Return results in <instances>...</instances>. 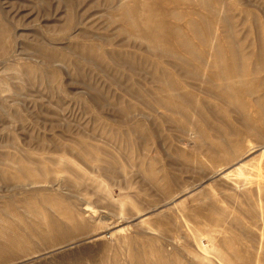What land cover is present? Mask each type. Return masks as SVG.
I'll return each mask as SVG.
<instances>
[{
    "label": "rangeland",
    "instance_id": "rangeland-1",
    "mask_svg": "<svg viewBox=\"0 0 264 264\" xmlns=\"http://www.w3.org/2000/svg\"><path fill=\"white\" fill-rule=\"evenodd\" d=\"M237 1L242 9L227 15L238 20L246 49L252 51L253 43L257 52V46H264V0ZM112 3L0 0V205L11 198L16 209L4 210L3 215L14 220L15 213H25L19 201L31 199L43 203L38 209L65 223L49 198L58 204L74 203L75 209L85 212V219H91L78 237L54 246L34 238L35 251L3 264H105L112 248L121 254L119 263L128 264L126 250L133 241L135 248L147 247V238L154 239L170 261L181 255L191 259L192 239L180 223L186 220L184 214L197 217L193 224L218 236L219 244L226 238L238 249L244 247L240 253L246 257L240 261L225 243L218 247L221 252L212 242L211 256L226 252L232 260L222 264H243L247 259L264 264V191L258 189L264 182V135L246 132V123L233 107H227L224 99L206 96L202 82L182 73H177L185 82L181 92H194L203 120L188 108V117L180 123L169 106H159L158 97L172 92H163L151 68L140 66L149 51L143 40L120 35L122 30L110 23L108 15L116 1ZM109 4L114 9L109 10ZM214 28L220 30L218 24ZM83 44L94 45L93 53H85ZM249 61L262 81L264 67L258 60ZM171 62L162 66L172 69ZM214 107L225 110L222 118L214 117ZM194 125L207 129L210 141L219 137L216 129H237L240 151L223 162L217 158L219 150L200 147L203 143L191 130ZM57 156L68 160L61 165L64 172L46 174L39 169L36 162L45 160V166L53 168ZM239 161L245 176L226 174ZM18 165L33 167L35 179L26 172V178L16 173L21 178L14 179ZM150 167L156 182L146 176ZM82 174L95 183L84 184ZM248 190H253L251 196ZM209 202L225 211L217 226L208 222ZM222 226L226 232H213Z\"/></svg>",
    "mask_w": 264,
    "mask_h": 264
},
{
    "label": "bare ground",
    "instance_id": "bare-ground-1",
    "mask_svg": "<svg viewBox=\"0 0 264 264\" xmlns=\"http://www.w3.org/2000/svg\"><path fill=\"white\" fill-rule=\"evenodd\" d=\"M109 1L110 3L116 1L115 9L113 7V3L111 4L113 6L109 4L108 9H114L108 15L110 23H113L122 30V33L120 35L124 36V34H126L125 36H134L135 38L143 40L147 48H149L150 52L147 51L148 56L146 55V57L139 62L140 66H142L143 68H147L149 66V69L151 68L150 74L157 76L156 82L161 86L162 89L165 90L163 92H172L168 95H162L158 97L156 101L159 106H169L171 114L174 115L176 120L180 123H182L188 117V108L195 111L197 116L203 120V114H201L200 110H198L200 101H198V98L195 97L196 95L194 94V92H181V90L185 87V82L184 80L181 81L177 73H182L185 76L189 75L190 78L202 82L204 88L201 91L205 93L206 96L209 95L213 96L216 99H224L227 107H233L234 110L238 112V116L246 123V132L256 137L264 135V79L260 81V78L256 77V68H252L251 66V68H249V60L254 59L258 60V64H261L262 67H264V46L259 47L256 45L259 50L256 48L257 52H255L253 49L255 47L253 43L249 44V46L252 45L251 51L246 49L247 46H245L244 40H240L239 32L237 30L238 20L235 16L227 15L228 12L233 13V11L236 9H239V11L240 9H242L239 8V1ZM217 24L220 30L214 28L215 26H217ZM82 50L85 53L91 54L94 51V45L83 44ZM167 60H172V69H167L162 66V63H167ZM258 67H260V65H258ZM249 75L253 76L250 77ZM248 76L250 78H248ZM234 79L235 81L232 82V80ZM234 83H236L237 85L235 86ZM248 99L252 104L248 101ZM201 105L204 106L205 104L202 103ZM250 107H255V111L250 109ZM182 108L186 109L185 112H183ZM211 109H213L214 117H217V119L223 117L222 113L224 114V109L219 107H214ZM223 120L224 119H222V121ZM188 128L190 129L189 125ZM191 130L193 131L194 135L197 136V139L203 143L200 147L208 151H213V149L217 151L219 150L220 154L218 153L217 158H219L223 162L229 161L231 159L230 157L235 156V154L240 151V144L236 138L239 133L235 128L216 129L215 133H217L219 137L215 138L214 141L209 140L211 135L207 129L206 131L205 129H200L196 125H194ZM56 158V160H54V162L52 163L54 164L53 168L47 166L48 164H46V167L44 164L45 160L36 163L40 165V168H38L46 172V174H53L55 170L58 173L64 172L62 171L63 169L61 170V165L64 163L68 164V162H66L68 160L63 156H57ZM243 166L244 163H242V161H239L233 164L231 168L228 169L229 171L226 172V174L235 172L239 177L245 176L243 174ZM29 169H27L26 165H18L13 169L14 171H16L15 173L13 172L14 179L18 180V174L16 175V173H19V175L23 174L24 176L27 173L26 175L29 179H35V175L33 173L34 168L32 167V169ZM66 169H68V166H66ZM40 170L39 172L41 174ZM146 171L147 178L152 182H156L154 168L150 167ZM9 172L11 173L12 171ZM84 174L82 175L84 176ZM9 177L7 178L11 180L13 179ZM79 179L82 180L84 184L91 182L95 183V181H93L94 179L89 178L87 174L84 177H79ZM73 180L76 181L75 179ZM80 180L79 182H81ZM29 181L31 182V180ZM98 187L100 186L98 185ZM231 189L236 191L234 188ZM258 189L264 191V182L261 183V187H259ZM247 194L251 196L253 194V190H248ZM56 198L57 197H55V199ZM64 198L66 199V197ZM47 200L50 204H53L57 208L56 210H59V213L62 217H65V223L61 222V219L58 220L56 218L57 215L52 216L46 213L44 209H38V207H40L38 206V204L41 203L37 204L36 202V204H34L31 199H25L22 201L20 200L19 202H23L24 204L23 209L25 213H15V219L10 220L3 215V211L7 209L16 211V209L13 208L15 200L10 198L4 200L1 203L0 264L8 262L10 263L18 256H26L27 253L35 251V249L37 248V244L33 242L34 238L38 239L37 241H40L44 246H54L67 240L70 241L75 237H78L77 235L87 231V221L91 223V219H85V212H82L81 208L75 209L73 205L74 203H68V205L67 203H64V205L62 202L59 204L58 202L55 203V200H51L49 198H47ZM43 202L47 201L44 200ZM204 204L206 205V203ZM197 207H195V209L193 208V210L202 209L201 206ZM206 209V214L210 216L208 222L212 226H217L218 216H221L222 219L225 218V211L219 210L218 207H216L211 202L206 205ZM184 217L186 220H182V222L180 223H182L186 227V235L192 239V243L190 244L191 246H189L192 250L193 256L191 259L186 258V255H181V258H179V256L178 258H176V260L174 259V261H170L169 258L162 252V249L155 246L154 239L147 238L145 240L147 247L138 246L137 248H135L133 241V245L131 246L132 248L130 247L131 249L128 248L126 250L125 261L128 264H210V262H212L211 259H213L215 264L227 263V261L231 262L232 260L226 257V252L225 254L224 252L218 253L215 257L211 256V248L213 244L212 242H217V249L218 247H221V245L226 244V247L228 246L230 250L232 249L236 260L239 258L244 259V257H246L242 253H240V251H242L244 247H242V249L240 250V246L239 249L236 246H233L235 241L233 242L232 239V241H230V239L224 238V240H221L222 244H219L220 242L218 241V236H216L215 234L213 235V233L212 235H209V233H206L208 229L204 231L198 225L193 224V222L195 223V219L197 217L193 216L192 214H184ZM25 218L32 219V221L29 222ZM20 220H24L25 222L23 224H20ZM100 220L101 219L97 221ZM189 222L193 225H190ZM158 229L160 230V228ZM214 231L215 233L217 231L219 233H222L226 232V228L222 226L221 229L213 230V232ZM36 239L35 242H37ZM174 248L176 247H172V250H174ZM221 250L222 249H218V251ZM174 251L175 252L173 253H177V250ZM245 251L247 250L245 249ZM252 254L253 253L251 252V255ZM119 255H121L119 254V250L116 248H112L111 255L105 256V260H103V262H105V264H120ZM255 258L256 256L254 257V259ZM255 260L257 261V259ZM241 263L254 264V262H251L248 259L247 261ZM231 264L234 263L232 262Z\"/></svg>",
    "mask_w": 264,
    "mask_h": 264
}]
</instances>
